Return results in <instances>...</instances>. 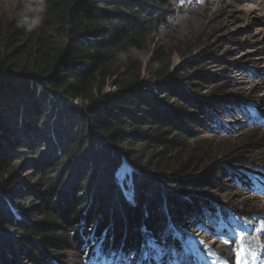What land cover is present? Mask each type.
Instances as JSON below:
<instances>
[{"label":"trees","instance_id":"obj_1","mask_svg":"<svg viewBox=\"0 0 264 264\" xmlns=\"http://www.w3.org/2000/svg\"><path fill=\"white\" fill-rule=\"evenodd\" d=\"M164 3L47 0L31 32L18 15L0 20V264H69L70 252L93 248L92 233L104 240L98 259L158 264L152 241L164 246L175 230L183 247L185 225L220 209L207 192L226 167L210 160L193 175L203 149L189 143L203 139L195 126L214 117L211 100L184 86L193 75L173 70L169 51L150 54Z\"/></svg>","mask_w":264,"mask_h":264},{"label":"rangeland","instance_id":"obj_2","mask_svg":"<svg viewBox=\"0 0 264 264\" xmlns=\"http://www.w3.org/2000/svg\"><path fill=\"white\" fill-rule=\"evenodd\" d=\"M164 5L167 22L154 30L150 54L160 47L169 51L171 68L182 76L193 75L188 81L194 86H184L211 100L212 118L220 122L215 126L210 118L206 129L195 126L203 139L190 138L189 143H200L203 155L193 175H201L210 160L227 172L207 192L211 209L220 208L218 212L211 216L206 210L202 220L188 222L183 247L173 243L181 233L175 230L166 232L170 242L164 246L152 241V258L158 264H264V0H165ZM22 6L23 0H0L1 22L11 23ZM193 60L194 66L189 64ZM142 77L147 78L145 73ZM115 89L109 81L106 90ZM235 99L245 107L234 105ZM152 162L147 171L156 173L157 161ZM131 171L126 161L119 176L126 178ZM222 209L229 212L224 220ZM95 235L90 234L93 248L84 256L68 254L69 264H116L108 255L98 259L104 240ZM165 253H172L174 261L169 262Z\"/></svg>","mask_w":264,"mask_h":264},{"label":"clouds","instance_id":"obj_3","mask_svg":"<svg viewBox=\"0 0 264 264\" xmlns=\"http://www.w3.org/2000/svg\"><path fill=\"white\" fill-rule=\"evenodd\" d=\"M47 6V0H23L22 9L18 13V24L27 32L35 30L44 20Z\"/></svg>","mask_w":264,"mask_h":264},{"label":"bare ground","instance_id":"obj_4","mask_svg":"<svg viewBox=\"0 0 264 264\" xmlns=\"http://www.w3.org/2000/svg\"><path fill=\"white\" fill-rule=\"evenodd\" d=\"M263 263H264V261H263Z\"/></svg>","mask_w":264,"mask_h":264}]
</instances>
